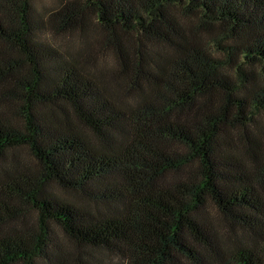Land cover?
Segmentation results:
<instances>
[{"label": "trees", "instance_id": "16d2710c", "mask_svg": "<svg viewBox=\"0 0 264 264\" xmlns=\"http://www.w3.org/2000/svg\"><path fill=\"white\" fill-rule=\"evenodd\" d=\"M88 11L130 97L45 35ZM49 22L0 0V264H102L62 235L123 264H264V0H66Z\"/></svg>", "mask_w": 264, "mask_h": 264}, {"label": "rangeland", "instance_id": "374dc122", "mask_svg": "<svg viewBox=\"0 0 264 264\" xmlns=\"http://www.w3.org/2000/svg\"><path fill=\"white\" fill-rule=\"evenodd\" d=\"M65 1L66 0H34L36 12L48 21L49 28L51 26V23L49 22L51 13L56 11ZM190 19L196 20V17L193 16ZM85 20H87L86 27L80 25L77 26L75 30L66 32L50 28V30H47L45 32V35L52 43L61 46L63 49L67 48L70 50H74L76 51V53L81 52L85 61H87L89 65H92V67L99 71L106 72V80L112 86V88L116 89L118 93L122 94L123 96L127 94V96L130 97L128 93L132 90V88H129V84L124 83V74L119 67L115 49L107 41L106 30L98 24L96 17L90 11L86 13ZM187 33L190 37H193V35H195L196 38L204 41L205 43H209L212 41L210 35L207 32L200 33L196 30L192 31L188 29ZM139 43L140 41H138L137 37H135L134 35H129L127 37V46L130 55L134 56L136 53H138L137 48L139 47ZM157 49L160 51V53H164L167 51L162 46H157ZM252 127L257 133V138L259 140L261 148V155L264 156V113L257 116L256 122L253 123ZM237 136L239 146L242 149H245L243 138L241 137V134L239 132L237 133ZM15 154L16 158L18 157L17 160L25 164L27 167H34L36 165V160L28 150L19 149L16 150ZM54 188L64 197L76 200L78 199V197L74 193L64 192L57 187ZM30 216L31 217H29L28 214L26 215V218H35V214L33 216ZM216 221L219 223L224 236H227V232H229L233 237H236V235H239V233H241L240 230L237 229L236 231H233V228H231L219 216H217ZM60 243L65 252L69 253L76 251V254L92 257L102 264H123V261L118 257H114L113 255L101 250L83 248L67 239L64 235L61 236Z\"/></svg>", "mask_w": 264, "mask_h": 264}]
</instances>
